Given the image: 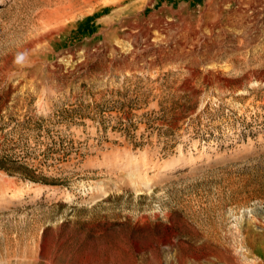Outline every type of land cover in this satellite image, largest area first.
<instances>
[{
	"label": "rangeland",
	"instance_id": "374dc122",
	"mask_svg": "<svg viewBox=\"0 0 264 264\" xmlns=\"http://www.w3.org/2000/svg\"><path fill=\"white\" fill-rule=\"evenodd\" d=\"M153 1L0 0V264H264V0Z\"/></svg>",
	"mask_w": 264,
	"mask_h": 264
},
{
	"label": "bare ground",
	"instance_id": "6f19581e",
	"mask_svg": "<svg viewBox=\"0 0 264 264\" xmlns=\"http://www.w3.org/2000/svg\"><path fill=\"white\" fill-rule=\"evenodd\" d=\"M58 6L55 13L53 15L49 16L48 24L51 21H57L61 18H63L64 14L69 16L71 14L72 18L75 17L76 13H82L84 14V11H86V8H90L93 12L91 20L94 21V19H99L102 24H107L109 26H113L114 31H117L119 28L125 29V30H131L133 29V26L135 23L139 22H147V21H155L153 20V16L148 17L146 15V11L154 6L153 0H147V2L142 5L135 4L136 0H104L105 2H102L103 0H82V2H78L76 0H71V13H67L68 7H62L61 3L57 2L58 0H54ZM209 1V0H208ZM212 1V0H211ZM237 1V0H236ZM220 2V1H219ZM228 2V1H227ZM239 2V1H238ZM221 3V2H220ZM219 4V3H218ZM225 4V3H224ZM241 4V3H240ZM217 5V4H216ZM215 5V6H216ZM206 8V6H205ZM86 9V10H85ZM89 9V10H90ZM208 9V7H207ZM206 9V10H207ZM90 10V11H91ZM214 10V9H213ZM170 11V10H169ZM192 11V10H191ZM204 11V10H203ZM91 12V13H92ZM179 12V11H178ZM188 12V11H187ZM219 12V11H218ZM86 13V12H85ZM176 13V12H175ZM192 13V12H191ZM89 14V13H88ZM193 14V13H192ZM77 15V14H76ZM151 15V14H150ZM198 15V14H197ZM208 15H206L207 17ZM216 16V15H214ZM192 17V15H191ZM183 18V17H182ZM195 18V16H194ZM202 18V17H201ZM204 18V17H203ZM209 18V17H208ZM157 19V18H156ZM199 19V18H198ZM197 19V21H199ZM201 20V19H200ZM158 21V20H157ZM193 21V20H192ZM196 21V20H195ZM194 21V22H195ZM207 21V20H206ZM210 21V20H208ZM196 23V22H195ZM204 23V22H203ZM46 24V23H44ZM147 24V23H146ZM152 24V23H151ZM188 24V23H187ZM190 26V25H189ZM143 27V26H142ZM110 28V27H109ZM141 28V26H140ZM157 28V27H156ZM136 29V28H135ZM139 29V28H138ZM195 30V29H194ZM109 31V29H108ZM152 31V30H151ZM132 32V31H131ZM146 32V31H145ZM105 34V33H104ZM128 34V33H127ZM126 34V36H127ZM138 34V33H137ZM106 35V34H105ZM125 35V34H124ZM123 35V36H124ZM150 36L151 34L148 33ZM147 35V36H148ZM45 36V35H44ZM50 35H48L49 37ZM136 36V35H135ZM134 36V37H135ZM143 36V35H142ZM141 36V37H142ZM37 37V34H36ZM35 37V38H36ZM46 37V36H45ZM125 37V36H124ZM144 37V36H143ZM43 38V37H42ZM44 39V38H43ZM41 40V39H40ZM45 40V39H44ZM42 40V41H44ZM146 40V39H145ZM152 40V39H151ZM41 41V45L42 42ZM144 41V40H143ZM153 41V40H152ZM151 42V41H150ZM149 44V43H148ZM150 45V44H149ZM34 46V45H33ZM35 47V46H34ZM38 47V46H37ZM42 48V47H41ZM37 50V49H36ZM35 52V51H34Z\"/></svg>",
	"mask_w": 264,
	"mask_h": 264
},
{
	"label": "trees",
	"instance_id": "16d2710c",
	"mask_svg": "<svg viewBox=\"0 0 264 264\" xmlns=\"http://www.w3.org/2000/svg\"><path fill=\"white\" fill-rule=\"evenodd\" d=\"M0 170L14 176L16 174H19L27 180L37 182L36 175L33 169H30V167H28V165L24 163L9 160L6 156L0 157Z\"/></svg>",
	"mask_w": 264,
	"mask_h": 264
}]
</instances>
